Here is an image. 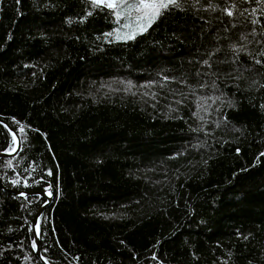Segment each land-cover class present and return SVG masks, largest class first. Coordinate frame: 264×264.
Returning a JSON list of instances; mask_svg holds the SVG:
<instances>
[{"label":"trees","instance_id":"obj_1","mask_svg":"<svg viewBox=\"0 0 264 264\" xmlns=\"http://www.w3.org/2000/svg\"><path fill=\"white\" fill-rule=\"evenodd\" d=\"M180 5L125 41L89 0H0V264H43L46 190L48 264H264V3Z\"/></svg>","mask_w":264,"mask_h":264},{"label":"snow or ice","instance_id":"obj_2","mask_svg":"<svg viewBox=\"0 0 264 264\" xmlns=\"http://www.w3.org/2000/svg\"><path fill=\"white\" fill-rule=\"evenodd\" d=\"M93 8L98 6H104L108 9L113 10V14L117 19V22L121 18L129 21V23H125L123 26L125 28H129L130 31L120 34L119 29L116 31V40H133L137 35H141L148 30L163 14L164 11H167L170 6L179 8L180 0H89ZM199 3V0H196ZM259 3H264V0H258ZM211 7V5H210ZM235 7V4L232 6ZM228 16H232L233 12L230 9L224 10ZM255 13L256 9L252 10ZM93 13L91 11L87 12L84 19H87V16H91ZM258 20H253L252 23H258ZM133 25H135L133 27ZM107 36H112L113 33H106ZM235 47V46H234ZM264 55V53H261ZM260 63V61H256ZM205 64H208V61H204ZM264 87V85H262ZM264 108V105H261ZM5 127H7L5 125ZM20 132H24L25 129L23 126L19 129ZM13 144L16 142V134L12 133ZM9 151H15L14 147H10ZM264 156V153H261ZM10 163V162H9ZM51 171L49 175H51ZM13 183H19V181H13ZM49 196L52 195L50 190H46ZM24 195V193H21ZM33 246H35V241L33 242Z\"/></svg>","mask_w":264,"mask_h":264},{"label":"water","instance_id":"obj_3","mask_svg":"<svg viewBox=\"0 0 264 264\" xmlns=\"http://www.w3.org/2000/svg\"><path fill=\"white\" fill-rule=\"evenodd\" d=\"M0 122L2 124L6 125L7 128L12 133H15L16 134V139H17V147H16L15 151L10 152V153H3V154L0 155V157L15 156L16 154H18V152L20 150V147H21V139L18 136L17 132L13 129V127L7 121H4L3 119L0 118ZM0 186L4 190H6L8 192H11V193H13L15 195L21 194L18 191H15V190H11V189L6 188L4 186L1 178H0ZM33 194L44 195V196H46L48 198L47 204L40 209V211L38 212V214L36 215V217L34 219V230H35V235H36V253H37L39 259L42 261L43 264H48L46 262V260L43 258L42 254H41V241H40V238H39V218H40L41 214L43 213V211L45 210V208L51 203L52 197H53V192H52V195L51 196H49L46 192H43V191L33 192Z\"/></svg>","mask_w":264,"mask_h":264},{"label":"rangeland","instance_id":"obj_4","mask_svg":"<svg viewBox=\"0 0 264 264\" xmlns=\"http://www.w3.org/2000/svg\"><path fill=\"white\" fill-rule=\"evenodd\" d=\"M126 23H129V21H127ZM135 25H133V27H134ZM128 31H130V29L129 28H126V30H121L120 32H121V34H123V33H125V32H128Z\"/></svg>","mask_w":264,"mask_h":264}]
</instances>
